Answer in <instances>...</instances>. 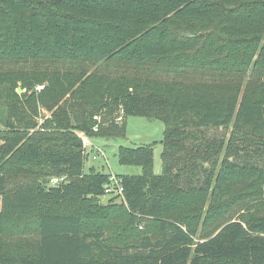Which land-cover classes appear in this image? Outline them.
Here are the masks:
<instances>
[{
	"label": "trees",
	"instance_id": "trees-1",
	"mask_svg": "<svg viewBox=\"0 0 264 264\" xmlns=\"http://www.w3.org/2000/svg\"><path fill=\"white\" fill-rule=\"evenodd\" d=\"M0 142V264H264V0H0Z\"/></svg>",
	"mask_w": 264,
	"mask_h": 264
},
{
	"label": "rangeland",
	"instance_id": "rangeland-1",
	"mask_svg": "<svg viewBox=\"0 0 264 264\" xmlns=\"http://www.w3.org/2000/svg\"><path fill=\"white\" fill-rule=\"evenodd\" d=\"M19 94L25 92L17 89ZM42 113L39 122L42 123ZM125 132L118 138L93 137L88 138V146L85 147V172L94 167L98 171L115 176H139L142 174L140 167L123 166L119 164L118 148L120 146L136 148L140 146H152L154 148V171L161 175L163 165L161 155L163 152L162 141L165 136L166 126L161 121H154L144 117L128 116L124 120ZM2 143L0 142V145ZM120 197V196H119ZM102 204L108 203V196L99 198ZM116 202L119 203L118 200ZM145 223L139 227L144 230Z\"/></svg>",
	"mask_w": 264,
	"mask_h": 264
},
{
	"label": "built area",
	"instance_id": "built-area-1",
	"mask_svg": "<svg viewBox=\"0 0 264 264\" xmlns=\"http://www.w3.org/2000/svg\"><path fill=\"white\" fill-rule=\"evenodd\" d=\"M41 89L42 87H38V90H41ZM80 137L84 142V145H85L84 147H87L89 144L88 138L83 134H81ZM52 183L53 184L57 183V180H53ZM123 192H124V189L122 186V180L119 177L111 174L110 184L106 186L105 194L107 196H122Z\"/></svg>",
	"mask_w": 264,
	"mask_h": 264
},
{
	"label": "water",
	"instance_id": "water-1",
	"mask_svg": "<svg viewBox=\"0 0 264 264\" xmlns=\"http://www.w3.org/2000/svg\"><path fill=\"white\" fill-rule=\"evenodd\" d=\"M189 36V35H188Z\"/></svg>",
	"mask_w": 264,
	"mask_h": 264
}]
</instances>
